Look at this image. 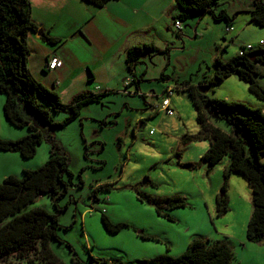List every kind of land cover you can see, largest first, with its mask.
Here are the masks:
<instances>
[{"label": "rangeland", "instance_id": "374dc122", "mask_svg": "<svg viewBox=\"0 0 264 264\" xmlns=\"http://www.w3.org/2000/svg\"><path fill=\"white\" fill-rule=\"evenodd\" d=\"M170 3L167 0V5ZM254 8L255 0H221L214 8L215 14H236L232 23L218 21L212 13L194 14L182 22L181 31L176 29L172 17L169 28L161 10L153 8V28L134 33L128 40L129 44L153 43L161 50L145 55L137 64L135 75L143 77L139 89L136 84L127 86L132 81L125 61L127 52L121 50L113 55L120 44L107 55L98 54L83 35H72L61 26L53 30L61 37L56 45H43L32 34L29 36L31 72L49 89L56 85L64 105L79 93H95L97 85L102 87L100 93L107 92L100 102L85 105L80 117L64 129L48 125L22 106L23 114L42 133L44 141L31 159L0 152V183L10 175L22 178L24 170L42 167L50 158L53 141L69 158L73 185L58 201L61 212L49 195L39 197L26 208H44L59 216L60 241L52 240L50 248L65 264H74V260L95 264L94 259L100 264H138L162 254L179 256L197 238L227 242L238 264H264V243L254 244L247 239L254 212L248 180L240 173H233L226 180L230 154L213 168L202 161L210 147L208 138L184 142L186 135L201 132L190 93L175 91L171 97L173 116L156 109L166 99L167 86L189 83L199 87L215 73L218 58L228 60L249 44L259 47L264 41V27L252 22L247 13ZM148 21L140 18L139 24ZM227 27L233 30L228 32ZM231 38L235 44H231ZM46 56H59L65 64V73L57 84L53 83L57 75L44 70ZM257 79L264 85V78ZM206 95L258 107L246 101L249 99L264 108V102L236 74L210 88ZM68 113L65 107L53 113V118L62 121ZM211 122L231 131L225 120L212 117ZM28 134V128L11 125L0 106V138L17 140ZM246 147L251 155L249 142ZM70 179V174H66L65 180ZM176 196L184 197L187 207L168 211L173 220L158 215L151 201ZM222 196L229 207L225 213H220ZM103 212L112 222L128 226L118 233L108 232L102 222Z\"/></svg>", "mask_w": 264, "mask_h": 264}, {"label": "trees", "instance_id": "16d2710c", "mask_svg": "<svg viewBox=\"0 0 264 264\" xmlns=\"http://www.w3.org/2000/svg\"><path fill=\"white\" fill-rule=\"evenodd\" d=\"M96 7L103 8L113 0H82ZM221 0H175L179 13L172 18L173 22L186 21L194 14L212 13L218 21L232 23L235 15L230 17L222 11L215 14L214 8ZM251 21L264 27V3L255 0V8L247 11ZM230 28V27H227ZM40 31L32 19L31 0H0V93L6 96L3 107L4 115L16 128H28L29 134L17 140L0 138V152L18 153L24 159L36 156L38 147L44 137L37 127L23 114L22 106L28 107L33 113L52 127L64 129L78 119L85 105L100 102L106 93H79L68 105L61 101L55 87L49 89L31 72L28 65L30 48L28 36ZM45 43L56 45L61 39L51 37L44 32L41 37ZM244 49V48H243ZM161 50L153 43L137 44L126 53V65L132 74L130 86L143 80L135 75V68L145 56ZM261 52L254 60L250 54ZM217 69L212 77L203 81L199 87L189 83L176 87L175 91H188L197 110V120L201 126L199 135H186L184 142L194 139L210 140V147L202 157L211 168L217 166L226 155L232 161L225 170L226 180L233 173L243 174L248 180L252 191L254 212L247 228V239L254 244L264 243V110L261 107L249 106L242 101L210 98L206 92L219 82L236 74L249 86V91L264 102V86L257 78H264L260 69L264 66V46L237 54L228 60L218 58ZM165 81V76L162 78ZM131 83V84H130ZM167 88V87H166ZM124 94H126L124 92ZM68 107V116L62 121H55L53 113L61 112ZM206 107L209 111H206ZM157 109V108H156ZM158 111V109H157ZM173 116V115H172ZM225 120L231 131L223 130L211 122V118ZM252 152L248 155L247 143ZM49 160L40 168L24 170L22 178L10 175L0 183V264H65L50 248L52 240H59L61 228L59 216L44 208H26L43 195H49L58 212L59 199L68 192L72 184L69 171V158L61 152V146L54 142ZM70 174L69 182L65 180ZM142 200L143 198L140 197ZM220 198V213L229 210L228 202ZM98 201V197H94ZM160 216L169 220L173 218L168 211L185 208L188 203L182 196L158 198L151 201ZM102 222L110 233H118L128 224L114 223L103 212ZM142 235V234H141ZM95 264L100 262L94 259ZM74 264H84L74 260ZM138 264H238L233 248L225 241L211 242L203 238L192 240L187 250L179 256L168 254L158 255L151 259L141 260Z\"/></svg>", "mask_w": 264, "mask_h": 264}, {"label": "crops", "instance_id": "0c3cea01", "mask_svg": "<svg viewBox=\"0 0 264 264\" xmlns=\"http://www.w3.org/2000/svg\"><path fill=\"white\" fill-rule=\"evenodd\" d=\"M170 1L171 3L168 6L167 0H113L105 7L99 8L82 0H31L32 19L43 33L46 32L51 37L61 38L53 33V30L58 26L70 31L72 35H83L85 40L96 48L98 54L107 55L115 46L120 44L119 49L117 48L113 53L115 55L116 53H121V50L127 52L130 47L140 44H129L131 41L128 40L133 38L134 33H143L153 28V23L151 24L150 22L153 8L158 7L161 10L168 26L169 19L176 16L174 10H178L174 6L175 0ZM140 18H146L149 21L141 25L139 24ZM173 24L175 23L173 22ZM31 34L41 44L46 45L41 38L42 36L37 33ZM231 44H235L234 38H231ZM53 57L59 56H46L44 70L49 71L48 63ZM60 59L63 61L62 58ZM64 67L65 64L61 69L52 71L57 75L56 80L53 82L54 84H57L59 76L62 77L64 75ZM260 69L264 72L263 68ZM33 74L35 75L34 72ZM92 79L93 82L96 81V76H93ZM39 80L42 81L41 79ZM107 82L104 83L105 86L108 85L109 82ZM101 89L102 87L97 85L93 90H95V93H100ZM5 100L6 96L5 98L0 96V106L4 107ZM246 101L259 107V104L252 103L249 99ZM261 108L264 110L263 107Z\"/></svg>", "mask_w": 264, "mask_h": 264}, {"label": "built area", "instance_id": "2783aa9c", "mask_svg": "<svg viewBox=\"0 0 264 264\" xmlns=\"http://www.w3.org/2000/svg\"><path fill=\"white\" fill-rule=\"evenodd\" d=\"M260 1L264 3V0H260ZM175 26L178 31H181L182 23L180 21L175 22ZM227 30L228 32H231L233 28H227ZM260 44L263 45L264 42L262 41ZM253 49L254 47L251 44H249L246 47H242L241 50L239 51V54L243 55L244 52L251 51ZM63 66H64V62L59 57H53L48 63V70L55 71V70L61 69ZM175 90H176V87H171V86H168L165 89L164 97H166V99H163L162 104L156 107L158 111H164L170 116L174 115V111L171 107V97L175 93Z\"/></svg>", "mask_w": 264, "mask_h": 264}, {"label": "water", "instance_id": "95a60500", "mask_svg": "<svg viewBox=\"0 0 264 264\" xmlns=\"http://www.w3.org/2000/svg\"><path fill=\"white\" fill-rule=\"evenodd\" d=\"M37 34L40 36H43L44 33L42 30H40ZM260 55H261V52H254V53L250 54L249 56L252 60H254L257 56H260Z\"/></svg>", "mask_w": 264, "mask_h": 264}, {"label": "clouds", "instance_id": "9594fccd", "mask_svg": "<svg viewBox=\"0 0 264 264\" xmlns=\"http://www.w3.org/2000/svg\"><path fill=\"white\" fill-rule=\"evenodd\" d=\"M239 54V53H238ZM168 87V86H167ZM166 89V88H165Z\"/></svg>", "mask_w": 264, "mask_h": 264}]
</instances>
